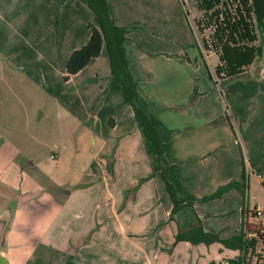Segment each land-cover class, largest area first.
<instances>
[{
	"label": "crops",
	"instance_id": "0c3cea01",
	"mask_svg": "<svg viewBox=\"0 0 264 264\" xmlns=\"http://www.w3.org/2000/svg\"><path fill=\"white\" fill-rule=\"evenodd\" d=\"M109 5L127 30L137 106L162 145L145 135L106 47L65 80L69 57L90 39L88 24L98 25L87 0H0V215L11 213L0 264H229L242 252L219 243L213 254L212 245L189 242L169 252L179 227L166 181L207 232L228 239L247 220L258 224L237 190L203 198L233 180L249 178V190L250 175L263 170L264 56L218 77V53L213 66L178 0ZM39 85L51 107L32 99ZM262 255L247 261L261 264Z\"/></svg>",
	"mask_w": 264,
	"mask_h": 264
},
{
	"label": "trees",
	"instance_id": "16d2710c",
	"mask_svg": "<svg viewBox=\"0 0 264 264\" xmlns=\"http://www.w3.org/2000/svg\"><path fill=\"white\" fill-rule=\"evenodd\" d=\"M89 9L95 14L98 25L88 24L91 31L89 41L80 49L75 50L66 63L65 80L77 75L85 69L93 60L99 58L103 47L107 48L112 77L122 87V93L128 104L139 113L145 135L159 146L162 145L161 137L149 119V115L137 106L139 97L138 87L133 78L123 45L127 41L126 28L116 25L112 19L109 0H87ZM197 7L206 17L207 27L213 28L211 46L218 53L220 64L216 67L218 77H234L244 72L264 53L260 34L257 30L251 0H199ZM200 95L195 86L190 98V104L194 103ZM226 116L219 117L210 123L216 126L223 123ZM246 178V177H245ZM247 179L243 181L233 180L220 186L213 194L203 198V201H212L222 198L232 190H237L244 195L248 189ZM169 195L173 201L171 219L177 222L179 227L176 235V243L189 242L192 245L210 246L216 243L225 248L242 252L236 259L229 260V264H248L249 255L263 257L257 254V248L264 242V228L260 224H246L244 230L228 239H222L219 234L205 231L203 224L194 211L193 203L181 204L178 200L174 186L166 181ZM188 209L193 211L194 217L188 226H182L178 213ZM248 233H255L256 237L249 238Z\"/></svg>",
	"mask_w": 264,
	"mask_h": 264
},
{
	"label": "rangeland",
	"instance_id": "374dc122",
	"mask_svg": "<svg viewBox=\"0 0 264 264\" xmlns=\"http://www.w3.org/2000/svg\"><path fill=\"white\" fill-rule=\"evenodd\" d=\"M199 0H178L179 2V6H180V10H182L188 26H191L193 33H191V36L193 38V40L195 42H200L203 51L205 52V54L209 55V54H214L217 53L215 51V49L213 48V46H211V36L213 33V28L211 27H207L206 23V17L204 16V13L202 11H200L197 7ZM195 32V33H194ZM261 42V40L259 39L258 43ZM80 49V48H79ZM218 55V54H217ZM217 55H212L211 56V64L213 66H215V63H219V59ZM202 67L203 70H206V65L202 60ZM44 84L48 85V82H43ZM42 87H35L34 89L31 90V95H33L34 97L32 99H36L40 102V105H42V107L44 105H48L49 101L45 99L44 96H46V94H48L47 91H45L43 89V85H41ZM47 88V86H46ZM26 95H30L29 92H26ZM31 99V100H32ZM30 101V100H29ZM46 101V102H45ZM47 103V104H46ZM51 103V102H50ZM49 107H51L50 105H48ZM51 154H49L50 156ZM243 164H244V160H243ZM264 171V167L263 170ZM260 171V172H262ZM249 178H247L248 180ZM247 182V181H246ZM250 192V194H249ZM243 199H244V207L245 209H247L248 207V197H250V203H249V208L252 209L254 206L260 204V205H264V188L261 185L259 179L257 176L251 174L250 175V189L246 190V193H244V195L242 194ZM252 221L261 224L264 223V217L261 218H257V219H252ZM85 228V225L81 226L76 230V233H80L83 229ZM98 226H96L95 231L98 230ZM91 236L92 234L89 235V237L87 238L86 242L88 243L91 240ZM181 243V242H179ZM176 243V237H175V242L174 244L170 247L171 249L169 250L170 253L173 252L174 248L179 244ZM223 246V245H222ZM222 246L220 247V245H212V254L215 252L214 250L217 248H222ZM206 247V246H203ZM225 247V246H223ZM257 253L260 254H264V242H261L258 246L257 249ZM249 258V257H248ZM176 260V259H174ZM248 264H255V261L250 262V260H248ZM261 264H264V260L261 262Z\"/></svg>",
	"mask_w": 264,
	"mask_h": 264
},
{
	"label": "water",
	"instance_id": "95a60500",
	"mask_svg": "<svg viewBox=\"0 0 264 264\" xmlns=\"http://www.w3.org/2000/svg\"><path fill=\"white\" fill-rule=\"evenodd\" d=\"M257 30L261 37V45L264 47V0H251ZM264 56V53H263ZM179 221L182 226H188L194 217L191 210L183 209L178 213ZM11 219L10 211L0 215V246L4 244L5 233Z\"/></svg>",
	"mask_w": 264,
	"mask_h": 264
},
{
	"label": "built area",
	"instance_id": "2783aa9c",
	"mask_svg": "<svg viewBox=\"0 0 264 264\" xmlns=\"http://www.w3.org/2000/svg\"><path fill=\"white\" fill-rule=\"evenodd\" d=\"M257 177H258V179H259L261 185H262L263 188H264V171L259 172V173L257 174ZM248 215H250L251 217H255V218H261V217H264V205H260V204H258V205H256V206H254V207L251 209V211H249V214H248ZM245 223L248 224V223H249L248 220H247ZM245 229H246V227H245ZM246 230H247V229H246ZM246 230H245V231H246ZM246 232H247V231H246ZM247 236H248L249 238H251V237H256V234H255V233H248V232H247Z\"/></svg>",
	"mask_w": 264,
	"mask_h": 264
}]
</instances>
